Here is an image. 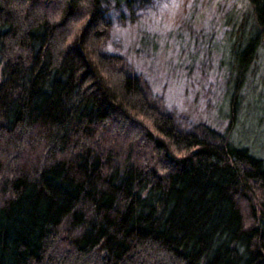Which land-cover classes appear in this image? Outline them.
<instances>
[{
    "label": "trees",
    "instance_id": "obj_1",
    "mask_svg": "<svg viewBox=\"0 0 264 264\" xmlns=\"http://www.w3.org/2000/svg\"><path fill=\"white\" fill-rule=\"evenodd\" d=\"M102 2L0 0V264H264V159L181 129ZM229 38L242 77L264 0Z\"/></svg>",
    "mask_w": 264,
    "mask_h": 264
},
{
    "label": "rangeland",
    "instance_id": "obj_2",
    "mask_svg": "<svg viewBox=\"0 0 264 264\" xmlns=\"http://www.w3.org/2000/svg\"><path fill=\"white\" fill-rule=\"evenodd\" d=\"M102 7L109 21L102 49L124 57L181 129L227 136L264 159V44L237 77L229 38L248 0H103Z\"/></svg>",
    "mask_w": 264,
    "mask_h": 264
}]
</instances>
